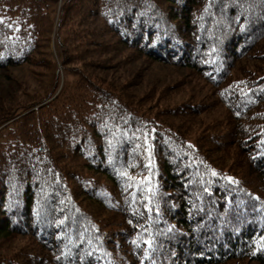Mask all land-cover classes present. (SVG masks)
<instances>
[{
    "label": "trees",
    "instance_id": "1",
    "mask_svg": "<svg viewBox=\"0 0 264 264\" xmlns=\"http://www.w3.org/2000/svg\"><path fill=\"white\" fill-rule=\"evenodd\" d=\"M0 79V264H264V0H0Z\"/></svg>",
    "mask_w": 264,
    "mask_h": 264
},
{
    "label": "rangeland",
    "instance_id": "2",
    "mask_svg": "<svg viewBox=\"0 0 264 264\" xmlns=\"http://www.w3.org/2000/svg\"><path fill=\"white\" fill-rule=\"evenodd\" d=\"M61 0H58V4H60ZM57 16V15H56ZM57 17H54V21H56ZM49 48H50V52L52 54L53 60L58 64L57 65V70L59 72V77L62 80V76L64 75V72L62 71V67L60 65V50L57 46V42L55 39L54 34H52L50 36V40H49ZM123 70V72H127V74H125L126 78L125 80L128 81L129 78L131 79V81L134 79V76L137 80L133 81L132 83L130 82V87L132 85L139 84V85H145V89L147 88H160L163 87L165 84L169 85L174 83L177 79H179L180 74L182 72L169 67V66H165V65H161V64H157V63H149V62H138V63H133V64H129V65H125V67H121ZM119 72L120 76H122V73ZM122 73V74H121ZM133 74H135L134 76H132ZM116 75V74H115ZM24 75H20L17 73V75L15 76L17 78V80H24L25 78L23 77ZM23 77V78H22ZM33 82V81H32ZM31 83V82H29ZM155 85V86H153ZM15 86L11 84H7L6 82H3L0 79V92L2 91V95L4 96H8L10 95L9 92L12 91L14 92L15 90ZM59 91V89L57 90V92ZM183 97L182 100H184ZM181 100V101H182Z\"/></svg>",
    "mask_w": 264,
    "mask_h": 264
},
{
    "label": "snow or ice",
    "instance_id": "3",
    "mask_svg": "<svg viewBox=\"0 0 264 264\" xmlns=\"http://www.w3.org/2000/svg\"><path fill=\"white\" fill-rule=\"evenodd\" d=\"M213 175H215V172H213ZM226 179H229V180H231V178H230V177H226ZM261 239H264V237H261Z\"/></svg>",
    "mask_w": 264,
    "mask_h": 264
}]
</instances>
